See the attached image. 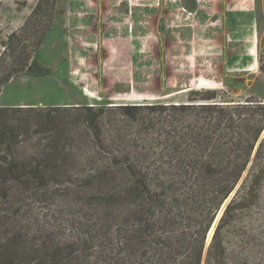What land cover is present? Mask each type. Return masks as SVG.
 <instances>
[{"label": "trees", "instance_id": "obj_1", "mask_svg": "<svg viewBox=\"0 0 264 264\" xmlns=\"http://www.w3.org/2000/svg\"><path fill=\"white\" fill-rule=\"evenodd\" d=\"M52 1L39 0L3 42L0 89L18 73H48L29 60L50 28L30 35ZM186 89L179 102L0 106V199L19 184L77 179L105 188L96 204H79L71 234L45 240V262L18 261L21 234L0 207V264H228L224 224L256 203L264 184V101L226 102L215 89ZM54 123L65 138L33 134L54 131Z\"/></svg>", "mask_w": 264, "mask_h": 264}, {"label": "rangeland", "instance_id": "obj_2", "mask_svg": "<svg viewBox=\"0 0 264 264\" xmlns=\"http://www.w3.org/2000/svg\"><path fill=\"white\" fill-rule=\"evenodd\" d=\"M120 1H52V11L38 17L30 33L33 38L50 28L29 60L48 73L14 75L1 86L0 106L179 102L187 100L188 87L215 89L226 102L264 101V0H255L252 16L236 20L240 39H232V46L204 39V19L183 7H193L194 0H178L176 13L146 5L129 14ZM38 2L0 0V52L3 42L23 26ZM7 61L0 68V79L6 76ZM57 126L51 124L54 131L40 133L35 127L33 134L41 139L55 134L65 138ZM78 132L83 130L78 128ZM103 189L77 179L10 186L0 207L10 209L16 233L21 234L16 241L21 250L18 261L45 262V240L58 241L71 234L69 219L80 212L79 204L90 206L92 200L96 204ZM212 237L209 240L208 235L204 262H208ZM221 240L227 249L224 262L264 264V184L256 203L225 222Z\"/></svg>", "mask_w": 264, "mask_h": 264}, {"label": "crops", "instance_id": "obj_3", "mask_svg": "<svg viewBox=\"0 0 264 264\" xmlns=\"http://www.w3.org/2000/svg\"><path fill=\"white\" fill-rule=\"evenodd\" d=\"M120 5L126 14L134 10H140V7L152 5L162 9L166 13L178 11L180 6L178 0H121ZM184 9L190 14H198L204 19V39L215 41L217 44L232 46V39L239 40L235 27L236 20L245 16H252L256 8L255 0H194L193 7ZM244 8V9H243ZM254 10V11H253ZM188 30V28H187ZM224 33H228L226 38ZM235 32V33H234Z\"/></svg>", "mask_w": 264, "mask_h": 264}, {"label": "water", "instance_id": "obj_4", "mask_svg": "<svg viewBox=\"0 0 264 264\" xmlns=\"http://www.w3.org/2000/svg\"><path fill=\"white\" fill-rule=\"evenodd\" d=\"M230 198H231V197H230ZM230 198H229V199L225 202V204L223 205L222 210L220 211L219 215L217 216V218H216V220H215V222H214V224H213V226H212V228H211V230H210V233H211L212 229H214V231H215L216 225H217V223H218V221H219V219H220V217H221V214L223 213V211H224V209H225V207H226L228 201L230 200ZM210 233H209V236H210Z\"/></svg>", "mask_w": 264, "mask_h": 264}, {"label": "bare ground", "instance_id": "obj_5", "mask_svg": "<svg viewBox=\"0 0 264 264\" xmlns=\"http://www.w3.org/2000/svg\"><path fill=\"white\" fill-rule=\"evenodd\" d=\"M253 46L255 47L254 44H253ZM251 53L255 55V54H256V50H253V49H252V50H251ZM130 98H131V99H134L133 97H130ZM213 233H214V229H212V231H211V233H210L209 240L211 239Z\"/></svg>", "mask_w": 264, "mask_h": 264}]
</instances>
